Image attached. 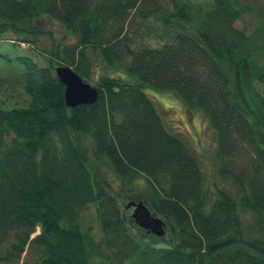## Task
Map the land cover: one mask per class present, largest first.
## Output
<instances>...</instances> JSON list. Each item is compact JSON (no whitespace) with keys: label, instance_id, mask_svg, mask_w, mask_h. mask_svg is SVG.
<instances>
[{"label":"trees","instance_id":"16d2710c","mask_svg":"<svg viewBox=\"0 0 264 264\" xmlns=\"http://www.w3.org/2000/svg\"><path fill=\"white\" fill-rule=\"evenodd\" d=\"M190 2L0 0V42L43 62L17 57L27 105L0 97V264H264V0ZM42 19L73 43L38 49ZM56 67L97 102L66 107ZM149 88L206 119L212 190ZM129 197L164 223L162 239L135 233L118 204Z\"/></svg>","mask_w":264,"mask_h":264},{"label":"rangeland","instance_id":"374dc122","mask_svg":"<svg viewBox=\"0 0 264 264\" xmlns=\"http://www.w3.org/2000/svg\"><path fill=\"white\" fill-rule=\"evenodd\" d=\"M205 1L208 0H191L190 3L195 5L197 2L204 3ZM39 27L44 31L45 35L50 34V37L41 39V44L38 46L40 50L46 49L51 41L63 42L66 44L73 43V38L70 34L54 21L42 19L39 23ZM158 34L157 32L155 35ZM5 38L7 42H0V55L5 54L10 60L0 56V80H3V85H5L0 89V97L7 102V105L10 107L25 106L27 97L23 94L20 88L21 82H19L18 75H16V73H20L23 69L17 57L21 55H30L33 57V60L36 59L35 62L40 66H43V62L36 56L37 53L34 52V49H31V46L24 45L23 43H15L12 45L11 42L14 38L10 35ZM150 45L156 46L157 41L155 39L150 40ZM100 71L101 68H98L95 74L97 75ZM109 72L113 74L111 71ZM121 79L124 82L133 83V80L125 75H123ZM257 89L259 93L264 96V85H258ZM143 93L154 104L167 129L181 138L188 148L197 156L196 158L199 160V169H201L203 173L206 189L212 190V186L216 181L217 169L215 163L216 139L214 137V132L208 127L206 119L199 112L188 111L183 107L181 100L174 97L172 94L170 95V93L156 92L150 88L143 89ZM112 181L114 187L117 189V181L113 178ZM139 186L141 185L139 184ZM138 202L139 201L136 200L135 197H129L118 203L123 214L127 217L126 220L132 218L131 213L134 211V207L128 209V205L131 203L138 204ZM93 214V209H89V211L83 215V220L86 226L92 227L99 235L95 215ZM130 224L133 226L132 229L135 230L138 236H145L147 239L153 241L157 240L155 236L145 235V232L139 229L132 220Z\"/></svg>","mask_w":264,"mask_h":264},{"label":"water","instance_id":"95a60500","mask_svg":"<svg viewBox=\"0 0 264 264\" xmlns=\"http://www.w3.org/2000/svg\"><path fill=\"white\" fill-rule=\"evenodd\" d=\"M54 73L64 86V103L70 109L78 108V106H90L97 102V90L91 84L81 81V79L69 67H56ZM134 207L132 218L135 219V224H138L147 233L153 234L156 237L162 238L165 235L164 223L154 218L148 213L146 207L138 202L131 203L128 209Z\"/></svg>","mask_w":264,"mask_h":264}]
</instances>
